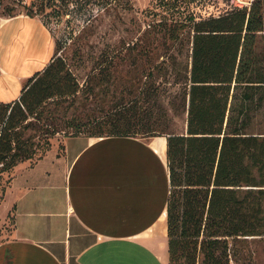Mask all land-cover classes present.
I'll return each mask as SVG.
<instances>
[{
    "label": "trees",
    "instance_id": "16d2710c",
    "mask_svg": "<svg viewBox=\"0 0 264 264\" xmlns=\"http://www.w3.org/2000/svg\"><path fill=\"white\" fill-rule=\"evenodd\" d=\"M47 1L62 9L75 0ZM192 30L186 75L174 80L182 87L171 103L174 115L186 116L185 132L160 122L171 119L166 108L141 112L133 103L96 122L95 135H166L171 264L183 257L189 264H231V239L264 236V0L195 20ZM65 66L54 55L19 99L0 102V174L32 157L30 137L22 138L37 109L78 91L77 83L63 84L72 76L62 75Z\"/></svg>",
    "mask_w": 264,
    "mask_h": 264
},
{
    "label": "crops",
    "instance_id": "0c3cea01",
    "mask_svg": "<svg viewBox=\"0 0 264 264\" xmlns=\"http://www.w3.org/2000/svg\"><path fill=\"white\" fill-rule=\"evenodd\" d=\"M54 54L55 38L40 18L5 19L0 102L19 99ZM17 170L24 177L15 174L7 191L15 221L0 231V264H167L165 137L76 136L61 158L49 153Z\"/></svg>",
    "mask_w": 264,
    "mask_h": 264
},
{
    "label": "rangeland",
    "instance_id": "374dc122",
    "mask_svg": "<svg viewBox=\"0 0 264 264\" xmlns=\"http://www.w3.org/2000/svg\"><path fill=\"white\" fill-rule=\"evenodd\" d=\"M242 1L251 6L254 0ZM234 7L232 0H75L61 9L47 0H0V24L17 15H31L45 23L55 38V58L66 64L62 75H72L63 84H78L75 94L49 99L30 117L32 124L22 139L30 137L32 157L0 174L2 235L12 230L15 221L11 207L7 213L14 193L7 197V191L15 174L24 177L16 169L31 167L49 153L61 158L69 138L102 137L95 135L99 132L95 123L116 110L133 103L141 112L161 106L169 110L171 119L160 122L169 121L174 131L185 132L186 116L174 115L171 103L182 87L174 80L186 75L192 24ZM259 51L264 56V33ZM134 135L167 139L157 132ZM230 243L231 264H264V236L240 237ZM167 264H171L170 254ZM179 264L189 263L183 257Z\"/></svg>",
    "mask_w": 264,
    "mask_h": 264
},
{
    "label": "built area",
    "instance_id": "2783aa9c",
    "mask_svg": "<svg viewBox=\"0 0 264 264\" xmlns=\"http://www.w3.org/2000/svg\"><path fill=\"white\" fill-rule=\"evenodd\" d=\"M232 1L234 3L235 7H245V6L249 5V3H246L242 0H232Z\"/></svg>",
    "mask_w": 264,
    "mask_h": 264
}]
</instances>
